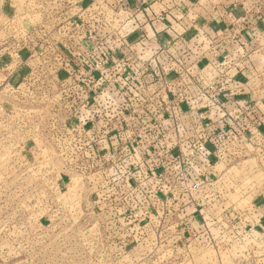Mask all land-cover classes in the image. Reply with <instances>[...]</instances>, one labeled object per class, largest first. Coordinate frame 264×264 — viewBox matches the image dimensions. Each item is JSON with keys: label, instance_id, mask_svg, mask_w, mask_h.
Segmentation results:
<instances>
[{"label": "rangeland", "instance_id": "374dc122", "mask_svg": "<svg viewBox=\"0 0 264 264\" xmlns=\"http://www.w3.org/2000/svg\"><path fill=\"white\" fill-rule=\"evenodd\" d=\"M83 1H6L18 4L13 24L23 32L26 60H34L24 63V74L0 76V264H264V91L250 90L243 108L220 94L229 102H216L215 124L198 112L183 125L186 134L174 139L183 149L163 140L155 124L152 136L163 147H150L149 135L124 141L126 122L137 129L140 119L182 107L131 79L136 64L123 58L131 43L106 47L101 26L108 21L76 5ZM47 3H71V25L59 32L78 43L53 38ZM109 28L119 36L132 29ZM153 45L155 55H170L159 41ZM55 50L65 57L54 58ZM105 51L118 53L114 62L92 57ZM153 60L152 69L160 66ZM213 66L219 82H239L238 71L223 75L218 62ZM173 67L175 78L182 67L178 60ZM168 78L157 80L164 86ZM260 81L264 89V76ZM193 84L192 98L209 102V92ZM187 92L180 98L190 101ZM129 108L136 113L122 122ZM111 131L120 143L103 149ZM230 131L236 139L226 138ZM200 145L207 151L198 152Z\"/></svg>", "mask_w": 264, "mask_h": 264}, {"label": "crops", "instance_id": "0c3cea01", "mask_svg": "<svg viewBox=\"0 0 264 264\" xmlns=\"http://www.w3.org/2000/svg\"><path fill=\"white\" fill-rule=\"evenodd\" d=\"M6 1L0 0V31L1 28L4 30L0 34L1 77L3 75L19 76L24 74L26 70L24 63L34 60H26L23 40L19 38L22 35V30L13 24L12 16H15L18 4L8 3V5ZM112 1L85 0L77 2L79 4L76 5L78 7L82 5L86 8L85 11L93 9L96 15L99 13L98 18L108 21L101 26L102 31L107 32L101 36L106 47L110 48L111 43L114 46H120L121 43H131L132 46L130 47L133 49L130 51L124 48L126 54H123V58L131 59V62L136 64L137 68L132 70L136 75L137 83H140L145 89L152 87L157 90L161 101L170 107L177 109L180 105L182 107V110H177L175 114L167 111L160 114L159 120L152 116L147 119H140L138 121L140 127L137 129L128 125L131 121L126 122L123 128L124 132H119L123 133L122 139L124 141L134 139L135 136L149 135L151 138L150 147H157L158 144L163 147V140H178L177 135L186 134L183 125L192 121V118L195 119L198 112L204 113L200 115L203 117V122L214 123L217 114L216 108H218L216 102L219 100L220 94L227 95L226 99L229 97L237 99L232 102L234 106L231 107L243 108L241 107L242 98L247 97L250 90L254 94L256 92L261 94L264 91L263 88H260V79L264 76V0H221L217 2L208 0L205 3L200 0H142V2L131 0L128 6H126V2L121 4L119 0ZM46 6L47 24L53 28L56 34L55 36L52 35L53 38L62 44L78 43L79 37L75 38L64 30L63 33L59 32L60 29L71 25L68 20V11H72L71 3H47ZM39 21L44 20L40 19ZM38 24L44 25V22L43 24L38 22L35 26ZM126 25L132 27L131 31L128 32L129 35L119 36L116 28ZM109 27L115 28L116 32L110 30ZM110 31L112 32L108 33ZM195 34L197 39L194 38ZM14 39L19 46L14 42L11 43ZM156 41L165 45L170 55L162 52L155 55L153 43ZM15 51L17 52L15 53ZM154 58L160 64L158 67L164 68L165 75H169L168 79H171L170 83L165 80L164 86L162 80H157L159 79L158 67L151 68V61L156 65ZM174 60L180 62L182 71L175 78H172L175 75L173 72ZM203 61L207 63L206 71L200 67L204 65ZM217 62L220 66L219 69H228V73L232 75L238 71L239 82H235L236 77H229L224 83L219 82L218 78H215L217 72L213 66V63ZM200 78H203V82H200ZM19 80L17 77L15 78L16 83ZM252 80L254 82H251ZM193 83L209 92L211 96L209 102H205L204 99L192 98L194 96L192 93ZM210 83L214 84L212 89L215 91L208 88ZM185 91H188V94L191 93L189 97L192 100L187 101L180 98ZM228 102L225 100V104L228 105ZM261 102L263 103V100ZM218 116L220 115L218 114ZM133 123L135 124V122ZM171 123L180 124L179 127L181 128L173 131L170 129ZM151 124H155L161 129L159 133L162 136L165 134L162 141L154 140L151 131L153 125ZM192 132L196 131L192 129ZM117 135L119 134L111 131L109 136L103 140V149H114V146L120 143L116 138ZM128 136L130 139H127ZM173 143L176 148L183 149L185 147V143H175V141ZM132 149L135 150V148ZM263 218L264 216H262Z\"/></svg>", "mask_w": 264, "mask_h": 264}, {"label": "built area", "instance_id": "2783aa9c", "mask_svg": "<svg viewBox=\"0 0 264 264\" xmlns=\"http://www.w3.org/2000/svg\"><path fill=\"white\" fill-rule=\"evenodd\" d=\"M107 52H109V51H105V52H99L98 53V55H95V56H92V57H96V58H98L99 60H100V64H106V62H108V60H110V62L111 61H113L114 62V58H115V56H117L118 55V53H112V54H107ZM52 55H54V58H64L65 56H64V54L61 52V51H53L52 53H51ZM118 58V57H117ZM119 59V58H118ZM84 61H89V57H88V55H86V58L84 59ZM67 62H68V60H66V62H65V64L67 65ZM109 62V63H110ZM158 77H159V79L160 78H162V76H164L165 75V70H164V68H162V67H158ZM90 71H88V73H89ZM226 73H228V69H226L222 74L223 75H225ZM221 74V75H222ZM135 75V74H134ZM131 79L132 80H136V75H135V78L132 76L131 77ZM134 85V84H133ZM133 85H130V87H133ZM220 99V98H219ZM219 101H223L224 103H225V101H224V99L223 100H219ZM146 107V101L145 100H143V102H141V104H140V108L142 109H144ZM134 113H136V109H131V108H129V114H125L124 115V117L123 116H121V115H118V116H121V118H122V122H125L126 120H127V118L129 119V117L132 115V114H134ZM85 119H87V117H85ZM256 124H260V122H257ZM101 133H103V131L101 132ZM214 133L213 132H210L209 134H208V138H209V140H211V137H213L214 135H213ZM225 135H226V138H229L230 136H232V138L233 139H236L237 138V134H235L234 132H232V131H230L229 132V134L227 135V133H225ZM240 137H241V135H239ZM200 150H205V151H207V148H205L203 145H200L198 148H197V151L199 152Z\"/></svg>", "mask_w": 264, "mask_h": 264}]
</instances>
